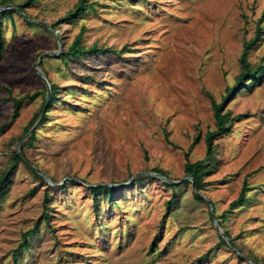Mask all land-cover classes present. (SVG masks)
<instances>
[{
  "label": "rangeland",
  "instance_id": "rangeland-1",
  "mask_svg": "<svg viewBox=\"0 0 264 264\" xmlns=\"http://www.w3.org/2000/svg\"><path fill=\"white\" fill-rule=\"evenodd\" d=\"M6 2L0 124L13 113L9 90L40 94L0 131V171L13 150L27 156L0 199V264H264V76L229 97L226 110L244 115L216 139L217 164L200 191L216 216L225 214L220 227L232 239L190 179L168 186L155 170L185 176L197 134L190 159L205 157V134L215 128L208 93L220 101L236 82L244 40L259 22L264 28V0H88L94 9L75 19L65 16L78 0ZM20 4L25 11L13 6ZM76 37L108 51L66 62L61 46ZM44 51H60L40 61L47 79L35 68ZM263 57L264 34L249 60ZM50 81L58 99L40 122ZM32 120L36 137L28 143ZM245 180L248 200L231 207ZM98 183L115 189L95 205L90 187ZM35 223L38 232L16 260L23 232Z\"/></svg>",
  "mask_w": 264,
  "mask_h": 264
},
{
  "label": "trees",
  "instance_id": "trees-1",
  "mask_svg": "<svg viewBox=\"0 0 264 264\" xmlns=\"http://www.w3.org/2000/svg\"><path fill=\"white\" fill-rule=\"evenodd\" d=\"M26 1H27L26 2L27 5H32L36 0H26ZM6 3H7L6 0H0V5L6 4ZM19 6L21 10L25 11L24 4H20ZM89 9H94L93 2H88V0H78V2L75 4V7L73 9H70L67 12L65 19L78 18L79 16L85 15ZM9 11L0 12V16L2 14L8 13ZM0 22H1V19H0ZM263 34H264V28L261 25V22H259L258 26L256 27L254 35L251 38L244 40L242 52L239 58L240 65H241V71L238 74L234 85L226 88V93H225V96L222 98V100L218 101L212 93L210 92L208 93L211 98V105H212L213 112H214L215 128L213 129L209 128L205 134L206 155L202 159H197L194 161L190 159L191 149L193 148V146H195L200 141V134H197L194 137V140L190 144V148L185 153L186 161L184 164V169L188 175H192L194 177L196 187L199 191L204 189L205 176L209 174L217 164V158L215 156L216 139L232 131V128L234 126V121L241 119L244 115L242 113L232 115L231 110H226V105L229 101V97L232 96L236 91H239L238 90L239 87L243 86L244 83L245 84L248 83L247 81H249V79L251 82H255V81L261 80L264 76V57H263V62L259 64H253L249 60L250 51L262 39ZM4 47H5L4 36L2 33V27L0 24V54H2ZM96 51L101 52V53H107L108 49L106 47L98 45L97 43H93L90 46H86L82 43L79 37H76L75 39L72 40V42L68 45V47L64 49L63 52L58 57H60L61 59L67 62V59L69 58L82 57L83 55H86L88 52H96ZM50 83H51V90H52L51 100L49 104L47 105L46 112L42 115L40 122H43L47 118V111L53 105V103L57 101L58 99V96H57L58 85L56 84V82H53V81H50ZM9 92H10L9 96L13 100V113L11 115V118L8 121H6L3 124H0V131L4 130L9 124H11L13 121L17 119V117L21 113V109L25 101L31 100L35 98L38 94H40L39 91H35L33 94L27 93L23 96H15L11 94V90H9ZM45 103H46V99H45ZM42 109L40 110L38 117L41 115ZM34 121L35 120H32L30 124L25 127L24 134L31 128V126L34 124ZM166 135H168V132H166ZM35 137H36L35 132L32 131L28 138V143H32L35 140ZM22 155L19 154L17 149L13 150L11 157H10V161L0 171V199L8 190L12 171L16 168L17 163L20 161L22 162L27 161L26 160L27 156L23 148H22ZM32 169L38 174L40 179L44 180V176L42 174H40L35 168H32ZM155 170L160 171L163 174H165V172H163L160 169H155ZM144 177L145 175L137 176L136 179L134 180V183L138 182L139 180H142ZM185 181L191 182L188 179H186ZM166 185L172 186V187L176 186V184L170 183L167 181H166ZM90 189L94 192V201H95V205H97L102 193H106V194L113 193L115 188L111 187L110 185L100 184V185L91 186ZM109 189H111V192H109ZM250 189H252V186H249L248 182L245 180L241 187L238 197L235 198L230 203V206L236 207L240 204L245 203L248 200L247 191ZM103 190H106V192H103ZM48 194H49V191L46 193V199H45L44 205H47V200H49ZM194 196L197 199L204 200L203 197H201L198 192L194 191ZM173 204H174V198L168 202V209H171ZM43 215H44V219L49 222V218L52 216V214H50L46 209ZM211 215L213 217L212 212H211ZM220 216L225 217V214L217 216L219 224L221 225V221L219 220ZM38 229H39V226L37 223H35V225L32 228H29L28 230L23 232V240L18 244V246L14 250V256L16 260H17L18 254L22 252V249L29 248L30 236L35 235L38 232ZM224 232L230 239H232L226 231ZM222 239H223V242L226 243V239L224 237H222ZM253 260L256 261L257 259L256 260L253 259Z\"/></svg>",
  "mask_w": 264,
  "mask_h": 264
},
{
  "label": "water",
  "instance_id": "water-1",
  "mask_svg": "<svg viewBox=\"0 0 264 264\" xmlns=\"http://www.w3.org/2000/svg\"><path fill=\"white\" fill-rule=\"evenodd\" d=\"M13 6H14V8H16V9L21 10V8H20L19 6H15V5H13ZM3 8H5V6H3ZM62 51H63V47L61 46V52H62ZM59 52H60V51H44V52H42V53L39 55V59L37 60V62H36V64H35V68H36V70L38 71V73H39L41 76H43L44 78L47 79V77H46L45 75H43L42 72H41V71L39 70V68H38V66H39V64H40V61H41L42 57H43L44 55L58 54ZM51 94H52L51 83L48 82V90H47L46 103H45V106H44V108H43V111H42L41 115L44 114V112H45V110H46V108H47V105L49 104V102H50V100H51ZM34 127H35V125H33V126H32V127L26 132V134H25V136H23V138H24V137H27L29 134H31V132L33 131ZM23 138H22V139H23ZM22 139H21V143H22V141H23ZM18 152H19L20 155H22L21 149H18ZM22 156H23V155H22ZM40 172H42V173L44 174V176H45L46 179L49 178V176H48L47 173H45V172H43V171H40ZM163 177L166 178V180L169 181L170 183H177V182H180V181H182V180H184V179H190V180L192 181L193 189H194L196 192H198L199 195H200L201 197H203L204 199H206V200L210 203L211 208H212V214H213V217H214V220H215V224L217 225L219 231H220V232H221L226 238H229V237L226 235V233L224 232V230L220 227L221 225L219 224L218 218H217V216H216V214H215V212H214V205H213V203H212V202H211V201H210V200H209V199H208L203 193H201V192L197 189V187H196V183H195V179H194V177H193L192 175H188V174H186V175L183 176L181 179H173V178H170V177L166 176L165 174H163ZM98 184H101V183H98ZM107 184H112V183H107ZM91 185L94 186V185H96V184H91ZM115 185H117V184H115ZM119 185H120V184H119Z\"/></svg>",
  "mask_w": 264,
  "mask_h": 264
}]
</instances>
